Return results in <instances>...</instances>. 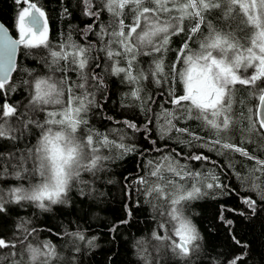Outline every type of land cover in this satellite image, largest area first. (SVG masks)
I'll return each mask as SVG.
<instances>
[{
    "label": "snow or ice",
    "instance_id": "obj_1",
    "mask_svg": "<svg viewBox=\"0 0 264 264\" xmlns=\"http://www.w3.org/2000/svg\"><path fill=\"white\" fill-rule=\"evenodd\" d=\"M13 3L17 8L11 29L0 23V140L15 146L26 134L38 130V135L31 147L0 150V179L26 181L0 187V220L11 205H31L44 212L52 211L53 205H67L74 188L81 197L92 196L106 162L133 154L141 158V174L131 183L125 178V195L129 202L133 191L142 197L154 224L150 237L135 242L144 264H194L204 250V237L188 209L192 201L217 189L220 196L236 194L248 211L257 213L258 204L264 203V159L249 148L257 137L258 148L264 151V0H78L82 15L91 20L81 30L83 42L72 40L69 33L55 46L49 40L45 9L34 0ZM62 15H69L67 8ZM174 37L182 43L174 50L175 59L167 63ZM20 49L28 54L46 50L42 62L52 73L27 72L29 78L22 81L28 92L26 104L8 99L9 92L16 91L13 72ZM142 60L147 68L141 67ZM55 73L61 75L57 78ZM108 77L129 87L121 107H138L145 115L143 124L106 115L104 119L115 127L100 132L90 125L94 110L104 107L99 97L107 91ZM146 81L155 86V93H147ZM238 91L256 97L254 109L237 112L234 105L244 103L237 99ZM136 133L147 147L136 141ZM172 140L184 148L171 147ZM104 149L115 156L104 155ZM230 154L252 162L247 175L235 171L231 157L227 163L216 158ZM226 168L259 200L222 183L215 170ZM82 174H90L92 181ZM140 204L137 199L136 206ZM125 212L127 218L114 223L109 232L129 223L130 203ZM228 214L244 212L220 204L218 219L233 233L234 220ZM30 225L31 220L23 217L12 231L0 225V264H56L60 258L56 246L51 240L40 241L39 230ZM47 231L52 233L51 228ZM63 235L95 246L96 237L89 239L83 231L65 230ZM230 238L247 247L235 234ZM244 258L234 256L227 264H243Z\"/></svg>",
    "mask_w": 264,
    "mask_h": 264
},
{
    "label": "trees",
    "instance_id": "obj_2",
    "mask_svg": "<svg viewBox=\"0 0 264 264\" xmlns=\"http://www.w3.org/2000/svg\"><path fill=\"white\" fill-rule=\"evenodd\" d=\"M40 7H43L49 16V40L53 46L66 39L71 33V39L80 43L83 42L81 30L85 25L91 23L90 18L82 15L81 9L77 7L78 0H34ZM17 6L13 0H0V20L10 29L13 24ZM64 8H67L69 15H62ZM105 22H107V13L105 14ZM92 39L95 40L93 34ZM182 40L180 37H174L170 51L166 54L165 60L171 63L175 59V49H177ZM47 58V51L44 49L34 50L28 54L26 50L20 49L17 59V71L13 72V82L16 85V91L9 92L8 99L12 103H27L28 92L22 86V81L28 79V71L38 75H52L48 68L42 62ZM141 67L147 68L148 63L142 60ZM61 73H55L58 78ZM73 80L77 79L75 73H70ZM107 91L99 99L104 107L90 116V125L100 132H106L108 128L116 125L104 119L106 115L114 116L118 120L133 119L139 124L145 121V115L136 106L121 107L122 94L129 91V87L120 82L116 77H108L106 79ZM147 93H155V86L145 82ZM238 100H243V104L234 105L237 112L243 109L253 108L257 99L248 91H238L236 93ZM106 97H110L106 99ZM2 102V101H0ZM128 103H131L128 101ZM155 107V106H153ZM159 111V108H156ZM195 128V122L190 124ZM156 125L153 124L155 132ZM38 130L32 135H27L23 140L17 141L15 146L6 141L0 140V150L5 152H18L25 147H31L36 143ZM129 135L132 133L129 131ZM155 138V136L153 137ZM136 141L141 147H147L143 137L139 133L135 134ZM249 150L256 149L253 154L260 155L264 159V151L258 148L261 143L257 137L252 138ZM171 147L177 150L184 148V145L177 144L175 140L168 142ZM188 151L187 148L184 149ZM104 155H113L115 152L109 153L107 149L102 150ZM231 157L232 163L236 165L235 171L240 172L242 176L247 175L248 168L252 167V162L246 161L239 157L238 154H230V156L216 157L227 163ZM183 162V161H182ZM141 158L138 154L125 156L123 159H115L106 162L105 170L99 172L94 182V194L87 198L77 194L74 188L69 193L70 203L67 205H53L52 211L44 212L40 209L25 205L23 207L11 205L10 211L4 215V219L0 220L6 230H14L15 224L21 217L31 220V227L38 229V239L51 240L56 246L60 258L56 260V264H144L143 259L137 253L135 247L136 240L140 238L150 237L154 224L151 220V208L143 203L142 197H137L135 191L132 193L131 202L125 195V178H130L127 183H131V178L141 174L140 168ZM192 166L199 168V162H192ZM207 167H211L210 165ZM206 170V169H205ZM221 182L229 184L233 188L241 192V195H250L254 199L259 200V196L255 192H249L242 189L240 181L234 174L232 169H225L220 172ZM84 180L92 181L90 174H82ZM26 183V181H18L12 177H4L0 179V187L8 188L15 184ZM219 189L212 192L209 196L191 202L188 214L191 215L193 222L200 229L204 237V250L194 258V264H227V261L234 256L244 254L243 264H264V203L258 204L257 213L253 215L247 210V206L243 205L236 194L229 196H220ZM216 196V199H213ZM140 199L141 204L136 206V200ZM131 204L133 216L129 223L121 225L115 233L109 232L114 223L126 219L125 205ZM226 204L234 207L244 215L228 214V218L234 220L233 233L222 225L218 219L220 204ZM51 228L50 234L47 229ZM83 231L87 238L96 237L95 246L89 248L87 242L72 241L70 237H65L63 233ZM60 233L61 235H56ZM235 234L247 247L236 245L230 238ZM79 247L80 251L76 252L75 248ZM149 252L155 253L151 248Z\"/></svg>",
    "mask_w": 264,
    "mask_h": 264
},
{
    "label": "water",
    "instance_id": "obj_3",
    "mask_svg": "<svg viewBox=\"0 0 264 264\" xmlns=\"http://www.w3.org/2000/svg\"><path fill=\"white\" fill-rule=\"evenodd\" d=\"M0 23H3L1 20H0ZM4 24V23H3ZM6 27H8L6 24H4ZM9 28V27H8ZM11 34V33H10ZM15 38V37H14ZM18 54H19V50L17 51V55H16V61L18 59ZM258 103V101L256 102V104Z\"/></svg>",
    "mask_w": 264,
    "mask_h": 264
}]
</instances>
